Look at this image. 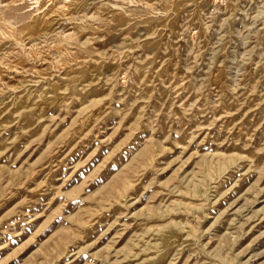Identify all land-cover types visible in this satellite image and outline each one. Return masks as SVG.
Masks as SVG:
<instances>
[{
	"label": "rangeland",
	"instance_id": "obj_1",
	"mask_svg": "<svg viewBox=\"0 0 264 264\" xmlns=\"http://www.w3.org/2000/svg\"><path fill=\"white\" fill-rule=\"evenodd\" d=\"M0 264H264V0H0Z\"/></svg>",
	"mask_w": 264,
	"mask_h": 264
},
{
	"label": "bare ground",
	"instance_id": "obj_2",
	"mask_svg": "<svg viewBox=\"0 0 264 264\" xmlns=\"http://www.w3.org/2000/svg\"><path fill=\"white\" fill-rule=\"evenodd\" d=\"M44 35V34H43ZM20 36V35H19Z\"/></svg>",
	"mask_w": 264,
	"mask_h": 264
}]
</instances>
